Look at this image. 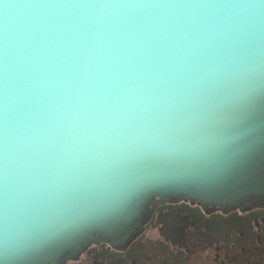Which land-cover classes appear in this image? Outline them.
Instances as JSON below:
<instances>
[{
	"label": "clouds",
	"instance_id": "obj_1",
	"mask_svg": "<svg viewBox=\"0 0 264 264\" xmlns=\"http://www.w3.org/2000/svg\"><path fill=\"white\" fill-rule=\"evenodd\" d=\"M264 150V0H0V264Z\"/></svg>",
	"mask_w": 264,
	"mask_h": 264
},
{
	"label": "flooded vegetation",
	"instance_id": "obj_2",
	"mask_svg": "<svg viewBox=\"0 0 264 264\" xmlns=\"http://www.w3.org/2000/svg\"><path fill=\"white\" fill-rule=\"evenodd\" d=\"M142 228L126 245L96 235L67 251L61 262L264 264V205L223 209L185 196H156Z\"/></svg>",
	"mask_w": 264,
	"mask_h": 264
},
{
	"label": "water",
	"instance_id": "obj_3",
	"mask_svg": "<svg viewBox=\"0 0 264 264\" xmlns=\"http://www.w3.org/2000/svg\"><path fill=\"white\" fill-rule=\"evenodd\" d=\"M156 196H185L199 200L206 206H220L223 209L264 205V150L255 151L241 168L224 179L205 184H170L150 189L123 216L91 225L46 246L31 257L28 264H62L67 251L94 241L96 235L110 239L112 243L129 244L142 232V222Z\"/></svg>",
	"mask_w": 264,
	"mask_h": 264
},
{
	"label": "snow or ice",
	"instance_id": "obj_4",
	"mask_svg": "<svg viewBox=\"0 0 264 264\" xmlns=\"http://www.w3.org/2000/svg\"><path fill=\"white\" fill-rule=\"evenodd\" d=\"M173 226H174V227L177 226V225H176V222H173Z\"/></svg>",
	"mask_w": 264,
	"mask_h": 264
}]
</instances>
